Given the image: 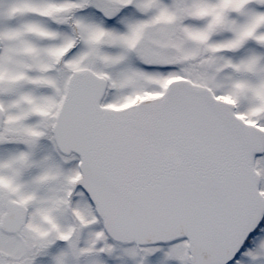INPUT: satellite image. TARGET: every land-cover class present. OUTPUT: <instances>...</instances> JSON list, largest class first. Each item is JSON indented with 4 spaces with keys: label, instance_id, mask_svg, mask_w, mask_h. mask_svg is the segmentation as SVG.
Returning a JSON list of instances; mask_svg holds the SVG:
<instances>
[{
    "label": "snow or ice",
    "instance_id": "snow-or-ice-1",
    "mask_svg": "<svg viewBox=\"0 0 264 264\" xmlns=\"http://www.w3.org/2000/svg\"><path fill=\"white\" fill-rule=\"evenodd\" d=\"M0 264H264V0H0Z\"/></svg>",
    "mask_w": 264,
    "mask_h": 264
}]
</instances>
